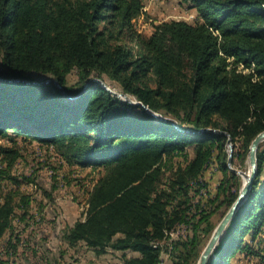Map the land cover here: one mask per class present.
<instances>
[{"label": "trees", "instance_id": "obj_1", "mask_svg": "<svg viewBox=\"0 0 264 264\" xmlns=\"http://www.w3.org/2000/svg\"><path fill=\"white\" fill-rule=\"evenodd\" d=\"M180 2L194 23L164 21L145 35L135 23L145 0H0V181L17 188L0 197V243L16 209L31 204L13 175L21 138L89 170L82 217L62 235L68 247L160 264L170 233L186 225L192 235L173 243L172 264H197L213 211L197 205L191 215L192 186L206 187L214 163L223 179L211 203L228 210L241 188L230 167L264 131V0ZM106 79L142 106L111 95ZM179 158L185 165L165 178ZM256 159L247 199L208 264H264V141Z\"/></svg>", "mask_w": 264, "mask_h": 264}, {"label": "rangeland", "instance_id": "obj_2", "mask_svg": "<svg viewBox=\"0 0 264 264\" xmlns=\"http://www.w3.org/2000/svg\"><path fill=\"white\" fill-rule=\"evenodd\" d=\"M145 9L146 14L135 22L138 30L145 35H149L152 26L160 22L183 20L194 23L196 20L195 10L181 3L180 0H145ZM75 77V75L70 76L71 85L75 82ZM102 84L111 95L121 101L127 102L124 100L126 97L131 103L138 102L133 97L120 93L117 85L107 79ZM4 142L6 141H2V143ZM16 143L19 146L21 158L13 169V175L18 178L17 181L20 183L18 189L29 196L31 204L28 209H16L11 230L7 232L0 243V260L8 264H47L53 260H57L61 264H125L124 256L130 257L134 253L107 250L103 255L97 256L82 243L70 248L62 240L63 232L82 217L81 212L84 208L86 193L92 186V182L89 178L87 179L86 175L89 170L79 171L66 167L61 163L53 147L41 146L36 141L29 142L21 138H17ZM234 153L235 150L232 146L231 160ZM240 162L235 160L234 166L230 167L231 170L248 175L250 172L248 157L243 164ZM172 165V169H169L165 174L167 179L179 166H184L185 163L179 158L174 159ZM239 177L242 188L245 179L241 175ZM24 178H28L29 182L22 180ZM222 179V174L213 163L206 168L201 177L206 187L199 188V191L198 187L194 185L189 193L193 206L191 215L198 213L195 209L197 205L208 211H213L209 226L211 232L201 236V251L206 247L214 230L228 211L226 205H220L219 202L211 203V200L215 199L218 194ZM15 189L17 188L12 183L0 181V197ZM191 235L192 230L188 226H177L170 233L171 239L165 243L167 251L163 252L160 264H172L173 243ZM9 239H12L16 250L8 248ZM213 253L208 262L213 259Z\"/></svg>", "mask_w": 264, "mask_h": 264}, {"label": "water", "instance_id": "obj_3", "mask_svg": "<svg viewBox=\"0 0 264 264\" xmlns=\"http://www.w3.org/2000/svg\"><path fill=\"white\" fill-rule=\"evenodd\" d=\"M11 82L12 83H20L22 81L18 80V81H11ZM45 83H50V81H46ZM124 100L129 102V100H127L126 97H124ZM129 103L133 104V105H141L142 106V104L140 102H135V103L129 102ZM145 109L147 110V108H145ZM148 112H149V110H148ZM149 113L152 114L151 112H149ZM152 115L155 117H158L154 114H152ZM223 134H225V133L223 132ZM263 141H264V131L259 133L254 138V140L252 141V143L250 145L249 153H248L250 172L248 175L241 173L239 171H236V170H232L234 173H237V174L244 177V179H245L244 185L241 188V190L239 191V194H238L236 200L231 205V207L228 209V211L226 212V214L224 215V217L222 218V220L220 221V223L218 224V226L214 230L209 242L207 243L206 247L201 252L199 259L197 261V264H208V260L211 256V254L215 250L218 242L221 240V238H222L225 230L227 229L229 223L232 221V219L235 217V215L238 212V210L240 209V207L246 201L248 193H249L251 185H252V181H253V179L256 175V172H257L256 152H257L259 145ZM227 149H228V164H230L231 156H232V145H231L230 139H228V141H227Z\"/></svg>", "mask_w": 264, "mask_h": 264}]
</instances>
